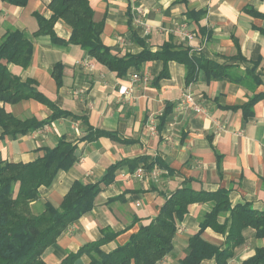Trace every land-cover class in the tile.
<instances>
[{
    "label": "crops",
    "instance_id": "obj_1",
    "mask_svg": "<svg viewBox=\"0 0 264 264\" xmlns=\"http://www.w3.org/2000/svg\"><path fill=\"white\" fill-rule=\"evenodd\" d=\"M89 1L94 21L104 23L102 42L112 52L121 56L157 52L171 43L174 51L188 50L190 56L224 68L232 79L209 78L201 70L187 81L184 64L163 60L145 62L120 78L80 46L35 35L36 14L49 19L52 0H30L23 7L0 0V43L7 32L19 30L33 44L29 67L11 63L9 71L22 82L32 81L68 113L14 140L1 138L0 126V162H33L42 156L41 148H53L61 140L77 147L75 165L60 172L50 187L40 189V199L32 204L34 214L41 213L48 202L59 207L75 181L101 182L110 167L118 165L113 182L102 186L93 210L69 226L45 252L46 264H60L68 254L100 240L105 229L119 233L101 247L111 252L148 225L167 197L183 187L205 197L228 191L232 208L249 204L264 213V0ZM137 9L143 11L144 25L136 22ZM183 26L193 34L190 42L179 34ZM54 30L64 40L71 37V28L63 20L56 22ZM59 64L61 85L55 77ZM133 74L142 79L135 82ZM188 90L202 112L183 103ZM0 108L22 120L44 121L52 114L36 100L0 102ZM151 118L155 134L148 130ZM146 156L148 161H137ZM151 162H157L152 171L145 168L143 178L134 176ZM213 207L210 199L189 207L177 222L172 252L157 264H182L190 239ZM231 222L230 211L220 214L203 231L202 239L226 249ZM241 236L243 243L233 247L227 264H244L264 247V238L257 237L252 227L243 229ZM76 264H91V259L84 253ZM201 264L217 261L207 258Z\"/></svg>",
    "mask_w": 264,
    "mask_h": 264
},
{
    "label": "trees",
    "instance_id": "obj_2",
    "mask_svg": "<svg viewBox=\"0 0 264 264\" xmlns=\"http://www.w3.org/2000/svg\"><path fill=\"white\" fill-rule=\"evenodd\" d=\"M13 6H26L30 0H2ZM52 16L47 19L36 14L38 30L35 35H49L55 43L80 46L99 64L118 77H125L131 68L139 70L143 63L153 60L177 61L187 68V81H193L199 71L209 74V78H229L224 68L210 60L190 56L188 50L174 51L171 43L161 50H144L140 54L121 56L102 42L103 22L94 21V10L89 0H52L48 5ZM191 15V13L189 14ZM63 20L71 28V37L64 40L58 37L54 27ZM33 44L19 30L7 32L0 43V102L18 104L25 100H36L47 105L52 114L47 120L36 118L19 119L0 108L1 138L17 139L49 124L52 120L67 116L32 81L22 82L21 78L8 69V64L23 68L32 62ZM5 62H4V61ZM62 65L55 68V77L62 84ZM259 98V97H257ZM256 99V98H255ZM76 145L61 140L57 146L43 147L42 156L30 163L0 162V264H46L45 252L53 246L69 226L77 222L95 206V200L103 185L114 180L118 165L110 167L101 182L86 184L80 180L73 183L59 207L45 203L43 211L34 214L32 204L40 199V189L50 187L60 172L70 170L76 163ZM148 156L137 161H148ZM157 162L141 166L152 171ZM139 169V168H138ZM145 169V170H146ZM210 199L213 210L201 223L200 231L190 239L189 252L182 264H201L204 259L216 258L217 264H227L232 257L233 247L243 243L241 231L247 227L256 230L259 238H264V213L254 210L249 204L231 207L228 191H217L205 197L187 187L172 192L160 208L158 215L145 226L131 234L129 240L109 253L101 247L116 239L119 233L103 230V237L85 245L77 253H70L60 264H76L82 254L87 253L91 264H157L173 250L177 233V222L188 214L189 207L199 201ZM230 211L231 226L227 235V247L220 250L202 239L207 226L213 224L220 214ZM139 221L138 219L134 222ZM127 228L126 230L130 229ZM244 264H264V247L257 249L254 257Z\"/></svg>",
    "mask_w": 264,
    "mask_h": 264
},
{
    "label": "built area",
    "instance_id": "obj_3",
    "mask_svg": "<svg viewBox=\"0 0 264 264\" xmlns=\"http://www.w3.org/2000/svg\"><path fill=\"white\" fill-rule=\"evenodd\" d=\"M136 14L139 15L136 18V22L139 25H144V21H142L141 16L143 14V11L141 9H137L136 10ZM147 33L149 32V28L146 27ZM179 34L181 35V37L186 40L187 42H190L193 39V34L188 31V29L183 26L179 29ZM140 79H142L138 74H133V80L135 82L139 81ZM145 82L148 81V78L145 77L144 78ZM183 103L187 106L190 107L192 109H194L197 112H202V108L201 106L197 103L193 93L191 91H186L183 95ZM148 130L151 134H155L157 129H156V123H155V119L151 118L150 122H149V126H148ZM155 173V172H154ZM153 173V174H154ZM146 174L145 169L140 167L139 169H137V171L134 173V176L137 178H143L144 175ZM139 206V204L137 205Z\"/></svg>",
    "mask_w": 264,
    "mask_h": 264
}]
</instances>
